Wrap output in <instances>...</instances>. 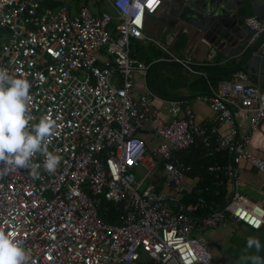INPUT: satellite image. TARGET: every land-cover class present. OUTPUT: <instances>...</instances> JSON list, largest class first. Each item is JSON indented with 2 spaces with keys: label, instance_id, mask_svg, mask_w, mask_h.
<instances>
[{
  "label": "built area",
  "instance_id": "1",
  "mask_svg": "<svg viewBox=\"0 0 264 264\" xmlns=\"http://www.w3.org/2000/svg\"><path fill=\"white\" fill-rule=\"evenodd\" d=\"M94 1L109 11L0 0V68L30 82L32 123L51 115L62 125L48 145L61 156L54 174L0 177V230L21 241L28 264H143L141 253L153 264H209L207 229L264 227V204L237 190L240 164L264 175V89L241 69L209 84L194 97L214 114L206 124L184 98L136 92L134 76L143 79L146 66L130 43L153 41L144 19L163 0ZM244 22L255 33L264 25L251 15ZM171 60L198 72L187 59ZM195 145L222 160L206 166L225 176L222 202L201 196L188 176L181 152ZM108 204L117 222L99 217Z\"/></svg>",
  "mask_w": 264,
  "mask_h": 264
},
{
  "label": "clouds",
  "instance_id": "2",
  "mask_svg": "<svg viewBox=\"0 0 264 264\" xmlns=\"http://www.w3.org/2000/svg\"><path fill=\"white\" fill-rule=\"evenodd\" d=\"M31 84L24 78L9 74L0 68V177L10 171L25 169L33 179H39L41 168L54 174L61 162V156L48 150L51 139L62 127L51 115H44L37 123L29 107ZM37 154L44 157L43 163H36ZM262 247L258 238L249 236L245 249L237 264H257L258 257L248 256L250 250ZM29 257L21 241L0 230V264H28Z\"/></svg>",
  "mask_w": 264,
  "mask_h": 264
},
{
  "label": "water",
  "instance_id": "3",
  "mask_svg": "<svg viewBox=\"0 0 264 264\" xmlns=\"http://www.w3.org/2000/svg\"><path fill=\"white\" fill-rule=\"evenodd\" d=\"M160 13L168 14L173 23L187 24L196 29L202 38L221 54L232 57L236 64L224 70H213L201 65L192 66L193 69L217 74L241 69L253 84L264 89V25L255 33V30L244 22V18L251 15L264 23V0H167ZM159 18L162 20V17ZM158 62L179 65L173 60L158 59L146 65L145 75L149 66ZM145 77L144 84L147 90L155 95L148 88ZM262 239L264 246V234ZM210 247L218 254L214 264H224L229 260L221 252L217 242H210ZM261 251L264 256V247ZM254 256L258 257L257 264H264V258H260L257 251ZM248 264H252L251 260Z\"/></svg>",
  "mask_w": 264,
  "mask_h": 264
},
{
  "label": "crops",
  "instance_id": "4",
  "mask_svg": "<svg viewBox=\"0 0 264 264\" xmlns=\"http://www.w3.org/2000/svg\"><path fill=\"white\" fill-rule=\"evenodd\" d=\"M52 1H55V0H51V2ZM166 1L167 0H163L161 6L154 13L147 14L145 16L144 26H143L142 31L145 36L151 38L153 41H147L146 39L132 40L130 46L131 45L135 46V49H131L133 50L131 54L134 58L140 60L139 56H143L144 59L145 57L147 58L150 57L152 61H155L158 59L171 60L172 56H175L180 59H187L190 64L192 63L194 65L216 64L219 66V68L213 69V70L230 69L236 65L232 57H228L227 55L221 54L210 43H208L204 38H202L201 34L198 33L196 29H194L193 27L187 24H183L179 22L173 23L172 18L168 14H161L160 11L162 10L163 5ZM56 2L58 3V0H56ZM55 6H50V7H55ZM74 6L76 5H73L72 3V5H70L69 7H74ZM159 17H162V20ZM159 45H161L162 47ZM139 47L142 48L141 52L137 50ZM144 50H150V52L146 54ZM226 51H228V49ZM143 63L145 64V62ZM161 63H164V62H161ZM165 64H170V63H165ZM146 65L147 64H145V66ZM170 65H174V64H170ZM175 66H180V65H175ZM180 67L183 68L182 66ZM182 70L186 72V80H189L190 78L195 77L198 74L204 75V73L200 71L192 72L185 68H183ZM136 76L138 77V75ZM145 76L146 75L144 73L142 82L139 76L140 81L138 83H135L134 89L136 92H140L143 89L147 90L144 84ZM185 83L183 87H181V85L178 86V84L174 86L176 87L175 91L178 92V95L171 96V97L184 98L190 104L193 110V113H194V118L198 123L206 124V123L211 122L214 118L213 112L209 110V108L207 107L205 103L199 100H196L194 98L195 95L199 93L194 94L195 93L194 92L193 93L194 95L191 94V91H189L186 87L187 81ZM146 84H147V81H146ZM209 84L210 83L206 81L207 89H208ZM155 95L158 96L156 93ZM250 169L255 171V169L252 167H250ZM239 170L247 171L248 170L247 165L240 164ZM188 176L191 178L197 177L196 175H189V174ZM154 181H156L157 183H160L158 178H154ZM262 189H264V182L262 184ZM236 225H237V228H246L241 224L236 223ZM207 230H209L210 234H212V231L214 230V228L207 229ZM224 240H221L220 242L217 240L216 241L214 240V241L217 243H222ZM140 259L143 264H153L151 260H149L143 253L140 254Z\"/></svg>",
  "mask_w": 264,
  "mask_h": 264
},
{
  "label": "trees",
  "instance_id": "5",
  "mask_svg": "<svg viewBox=\"0 0 264 264\" xmlns=\"http://www.w3.org/2000/svg\"><path fill=\"white\" fill-rule=\"evenodd\" d=\"M85 2L86 0H74L73 5H77L78 3L85 4ZM44 3L50 6H55L57 4L56 1L51 2V0H45ZM130 50H131V46H130ZM131 52H133V50H131ZM150 61H152L150 57L148 58L145 57L144 59L145 64H148ZM156 64L161 65L165 63H160V62L153 63L148 68V71L146 74V81H147L148 87L153 93H156L160 97L177 96L178 95L177 91L171 94L166 93V90L163 87L162 77L157 76V74L153 70ZM172 66L175 68L183 69L180 66H175V65H172ZM203 66L210 68V69L219 68V66L216 64H211V65L205 64ZM229 76H230V73H227V74L204 73V75L198 74L195 77L190 78L189 80H186V77L181 78L180 82H178V86L181 85V87H183L184 83L187 81L186 87L189 91H191V94H193L194 92H195L194 94L204 93L208 90L206 81L209 82L211 85H215L221 79L227 78ZM181 160L191 166L189 175L197 176L195 188H198L200 190L201 196H203L205 199L209 201H214L217 203L222 202L224 200L225 191H226L225 190V183H226L225 176L223 174H219L215 176L214 174L209 173L206 170V166L209 163H212L215 161L217 162L221 161L218 156H213V157L204 156L202 147L195 145V146H192L189 150L181 152ZM195 190L196 189H194V191H192L191 194L185 196L183 198V201L185 202L189 201L192 197L196 196ZM115 209H116V206L108 204L107 212L99 213V217L107 221L117 222V216L115 215L114 211H118V210L117 209L115 210Z\"/></svg>",
  "mask_w": 264,
  "mask_h": 264
},
{
  "label": "rangeland",
  "instance_id": "6",
  "mask_svg": "<svg viewBox=\"0 0 264 264\" xmlns=\"http://www.w3.org/2000/svg\"><path fill=\"white\" fill-rule=\"evenodd\" d=\"M67 5H72L74 0H60ZM85 5L87 8H89L93 12L97 11H109V8L107 7V4L100 2L96 3L94 0H86ZM153 43V42H152ZM131 49H135V46L131 45ZM141 52L142 48L139 47L137 49ZM146 54L150 52V50H144ZM145 54V55H146ZM140 60L144 62V57L139 56ZM154 72L157 74V76L162 77L163 79V87L166 90V93H175V87L178 82H180L181 78L186 77V72L180 68H175L172 65H165V64H156V66L153 68ZM154 74V73H153ZM141 78V77H140ZM142 79V78H141ZM133 81L135 83H138L140 81L139 76H134ZM156 139L153 138V143L149 145V150L152 151L155 149V141ZM261 159L264 160V154L261 152L258 154ZM248 170H239L238 171V177H237V190L246 195L248 199H250L249 202H257V203H263L264 204V191H262V184L264 182V175L258 172L257 170L253 171L250 169V166H247ZM142 173L139 170H134V178L140 179ZM184 186H187V183H183ZM142 185L139 186L141 188ZM237 225L236 223H228L227 225L220 226L217 228H214L212 231V234H210V231L207 230L203 233L204 238L206 239V247L210 251L211 255H213V258H215L216 252L212 250L210 247V242L212 241H221L229 236H233L236 232ZM227 244V243H226ZM225 245V244H224Z\"/></svg>",
  "mask_w": 264,
  "mask_h": 264
},
{
  "label": "flooded vegetation",
  "instance_id": "7",
  "mask_svg": "<svg viewBox=\"0 0 264 264\" xmlns=\"http://www.w3.org/2000/svg\"><path fill=\"white\" fill-rule=\"evenodd\" d=\"M263 234H264V227L260 228L258 230H250L248 228H237L236 232L233 236H229L222 243H218V245L221 248V252L224 255H226V257L229 259L228 261L224 262V264H237L238 258L241 256L242 251L245 249L247 238L249 236L256 237L259 239V241L262 244L263 243V239H262ZM261 249L259 251H257V255L260 258H264ZM255 251L256 250H250L248 252V256L249 257L254 256ZM216 255H217L216 257H218V254H216ZM215 258H213V255H212V260L209 264H214ZM249 262H250V260H249Z\"/></svg>",
  "mask_w": 264,
  "mask_h": 264
}]
</instances>
